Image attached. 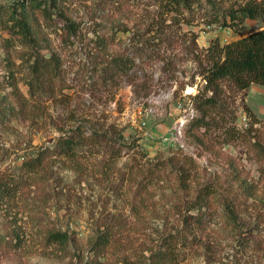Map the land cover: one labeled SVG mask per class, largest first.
Segmentation results:
<instances>
[{
    "label": "rangeland",
    "instance_id": "rangeland-1",
    "mask_svg": "<svg viewBox=\"0 0 264 264\" xmlns=\"http://www.w3.org/2000/svg\"><path fill=\"white\" fill-rule=\"evenodd\" d=\"M56 4L54 24L37 19L34 47L18 40L6 47L0 39V106L8 109L0 118V264H88L104 222L119 244L115 257L143 261L184 227L183 217L194 212L186 210L188 199L205 184L215 188L211 220L186 228L177 264H264L263 164L252 146L264 147V86L226 89L208 130L191 123L200 116L192 96L203 86L193 50L227 43L262 22L207 25L204 8L170 10L168 0ZM65 20L73 31L61 29ZM35 52L55 55L61 69L32 89ZM112 56L126 69L115 86L104 87L101 63ZM73 126L91 134L77 161L49 152ZM184 155L190 159L180 183L177 159ZM38 156L39 167L26 172L23 163ZM242 179L252 185L251 196ZM235 195L237 216L250 222L238 230L226 218L225 204ZM54 230L69 236L66 249L45 240ZM12 235L20 243L5 245Z\"/></svg>",
    "mask_w": 264,
    "mask_h": 264
},
{
    "label": "trees",
    "instance_id": "trees-1",
    "mask_svg": "<svg viewBox=\"0 0 264 264\" xmlns=\"http://www.w3.org/2000/svg\"><path fill=\"white\" fill-rule=\"evenodd\" d=\"M57 0H15L9 5H0V39L6 47L12 45L18 40L24 45L31 48L37 44L41 34L37 30L36 22L41 18L47 27L54 24L52 15L58 13L56 7ZM223 0H168L170 10H179L181 7L195 4L205 9L204 21L207 25L215 24L219 27H236L241 25L246 19L260 20L263 27L255 31H250L241 37H237L227 43L220 44L218 40L212 41L206 48H195L194 61L201 67L200 75L202 76L203 86L198 92L192 96L196 108L200 111V116L193 119L191 123L197 127H203L208 130L210 115L215 113L225 105L221 96L226 89L230 88L237 92L245 91L251 84L264 86V0H230V4L224 6L221 4ZM64 21V20H63ZM61 29L64 31H73V22L65 20L62 22ZM9 37H3L2 34ZM38 52V51H37ZM193 53V52H192ZM32 62L29 65L31 78L28 80L29 88H34L40 80H53L57 78L60 66L55 61V55L45 58L38 53H34L31 57ZM128 61V58H126ZM10 63L4 61L3 64ZM126 61H120L116 56L105 59L101 64L100 83L106 86H115L118 79L122 77V69H126ZM34 83V85H33ZM6 108L0 106V118L4 116ZM8 111V109L6 110ZM210 116L211 118H209ZM61 135L50 149L51 153L69 160L77 161L81 151L88 145L91 134L81 131L79 126H73L63 131ZM252 146L259 153L258 158L263 164L260 168V177L264 180V147L259 142H252ZM43 152V151H42ZM42 152L40 154L42 155ZM40 155V156H41ZM43 157V155H42ZM36 157L33 160L25 161L23 165L26 172L35 171L39 167L40 159ZM189 156H182L177 159L180 165L178 170V180L185 183V171L181 168L186 165ZM192 159V158H191ZM184 176V178H183ZM246 181L241 180L240 186L245 196L252 195V185L244 184ZM184 184H181L182 186ZM251 190V191H250ZM215 188L210 184H205L191 193L188 199L187 213L183 218L184 227L177 229L174 234L168 235L166 248L150 250L149 254L143 261L131 260L127 256L115 257L114 254L118 242L113 231V226L104 222L103 229L99 230L90 242L89 250L93 253L92 259L88 264H177L178 250L177 244L181 239L186 243L187 237L184 235L186 228L189 226L201 227L205 223V219H210L209 211L214 202ZM228 201L226 211L230 216H226L232 229H239L241 226L249 225L250 222L245 220L249 216H237L239 213L233 200ZM257 220V216L252 219ZM14 238L15 241L11 239ZM20 236L12 235L6 238L5 245L11 244L15 246L20 243ZM3 237H0V244ZM45 240L49 245H58L62 249H66L69 245L70 238L67 233L54 230L46 233ZM183 246V245H182ZM110 254L107 258V254ZM264 253V252H263ZM106 257V259H103Z\"/></svg>",
    "mask_w": 264,
    "mask_h": 264
}]
</instances>
